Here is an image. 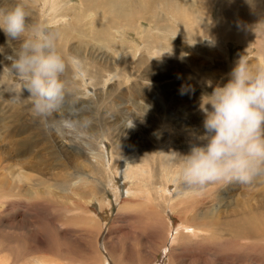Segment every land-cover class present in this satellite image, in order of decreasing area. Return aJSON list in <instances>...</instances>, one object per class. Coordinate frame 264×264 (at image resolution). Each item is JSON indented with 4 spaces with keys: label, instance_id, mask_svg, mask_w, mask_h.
<instances>
[{
    "label": "bare ground",
    "instance_id": "bare-ground-1",
    "mask_svg": "<svg viewBox=\"0 0 264 264\" xmlns=\"http://www.w3.org/2000/svg\"><path fill=\"white\" fill-rule=\"evenodd\" d=\"M241 1L246 3L245 0ZM225 2L227 0H76L75 3H72V0H24V3L31 11V22L52 23L53 25L50 26L59 34L58 47L69 64V71L66 73L65 79L68 83V91L72 92V97H66L67 103L64 101L66 109L63 110V107H61L62 112H55L60 109V107L55 106L53 107L56 108L55 110L52 108L44 115L36 116L33 114L27 92L24 93L25 96L22 102H15L13 100L15 90L20 88L21 83L9 73L7 64L10 62H5L3 65H0V74H3L2 78H5L2 79L0 76V81L3 80V84L5 80L12 81L11 85L4 86V89L6 88L7 91L0 90V106H4L0 108L2 111L0 113V264H39L36 260H32V258H34L33 248H35L36 242L39 244L41 242L36 240L35 236V238L32 237L31 229L33 228L31 226H35L33 218H37V212L34 206L42 205L43 207V204L48 206L49 204L46 203L45 199L47 198L48 200L49 197H56L59 203L63 202L64 204H68L67 212L73 210V217H76L75 213H79L84 218L86 225H89L83 231L86 238L90 236V238L82 242L81 251L84 255V260H82V263H75L76 260H72L75 264H130V262L138 260H145L147 264H153L160 254L162 258L160 260L162 261L159 264H170L176 261V259L172 260L176 246L170 245V237L176 235L177 239H183L184 237H192L195 235L193 233L197 231H205V235H199L198 237L204 243L210 245V240H213L214 237L219 238L213 230L219 236L226 237L229 230L236 229L237 226L243 232L239 237L237 234L235 240L242 238L246 244H249L248 240H250V243L251 240H264V205L251 207L248 211L242 213L235 212L233 217L238 215L240 221L234 220V218L227 219L222 217L211 224L210 221L204 222L203 219L200 221L196 220V217L201 214L199 212L203 209L199 208L201 201L199 197L211 192L219 194L225 193L221 191L227 182H212L202 187H193L176 181L175 177L180 167V162L178 159H171L174 155L173 152L186 153L190 150L193 143H201L195 139L193 133L203 132L204 129L200 127L195 129L194 127L197 126L192 123L191 130L194 131L188 134L187 130L190 129V126H186V120L179 114H173L168 110L164 111V103L161 111L166 112L164 114L166 118L165 123H168V120L171 122L166 125L169 129L164 132L162 130H155L156 137L151 138L154 140L153 142L142 141V145H118V142L122 139L126 138L131 140L130 132L136 129L133 127V129L130 128L131 125L137 123L136 116L134 119L130 118L126 121L130 112L129 114L121 115L120 120V115L116 116L111 111H109L110 114L109 112L105 114L106 116L108 114L107 119L110 122L117 120L120 123L117 127L111 128L112 131H116L115 135L118 141L112 139L110 135L113 134L105 133V130L100 127L98 120H96L97 123L95 124L89 123L87 121L89 118L84 119L88 123L85 125L81 124V130L79 128L77 129L80 133L86 134L89 137L88 142H86L87 146L83 148L85 150L80 148L79 141L76 139L78 138V132H75L76 138L72 137L73 131L77 127H80L79 124L83 119L79 116L78 111H88L89 107L86 106V103L91 102L96 93H100V97L112 98L109 104L106 105L109 109L113 106L118 108L122 105L120 100L117 102L113 96H110L112 90L107 87L109 83L117 89H121L123 85L135 79L136 76L138 79H143L144 72L146 74H153L154 67L159 59H168L171 57L180 59L182 56L184 60L195 63L198 66L200 62L197 61L198 59L195 55L201 49H206L203 44H214L216 42L215 40H210L207 35L205 36L207 32H212L213 38L218 37V33L221 32V41H217L216 46L220 47L221 43L224 42L227 51V46L230 41L239 44L246 43V40L250 37V34L247 33L248 28L254 32L259 31L261 36H264V24L259 26V20H264V4L259 5L255 11L251 10L247 4L245 6V15L240 18L241 25L235 21L236 27L232 28V22L229 17L230 12L226 10V6L234 12L241 13L242 11L235 10L233 5L228 2L225 6ZM33 3L39 4L40 9L34 8ZM53 3L59 5L55 12H52L50 7ZM67 4H70V6L68 7ZM246 12L254 22L252 19H247ZM218 16L219 21H217ZM258 16H260L259 19H257ZM68 18H71V23L74 25L76 31H86V33L91 31L90 37L89 33H87L88 41L84 36L78 35L82 40L79 41L77 46L68 44L73 38L77 39V35L73 33V30H69L65 26ZM87 25L88 27L86 28ZM132 32L133 36L130 34ZM255 35H252V37ZM90 38H96L100 43L107 45L105 52H110L100 62L95 58L88 57L90 55L81 54L80 47L86 46L91 41ZM197 42H200L202 45H198ZM193 48H198V51H192ZM192 52L196 54H192ZM135 56H137L136 61H133V59H131L132 62L128 61L129 58H134ZM224 57L227 58V54ZM74 60L80 62L83 74H80L75 68L73 64ZM261 64H264V57L261 59ZM232 66L226 69L227 72H230ZM196 70L200 72L204 71L200 65ZM87 80H91V83L87 84ZM165 82L169 83L167 80ZM80 83L87 86V90L81 92L76 86ZM129 88L132 93L136 92L131 87H126V90ZM164 88L166 87L155 84V86H151L153 93H149V95L154 101L161 100L163 96L175 100L176 97H173L172 92L177 89L179 98H186L188 96V93L182 95L180 89L177 87H167L170 90H165ZM135 97H137L136 94ZM136 102L137 100L135 98L134 103ZM141 106L148 108L145 102H142ZM6 107L7 109H5ZM87 111L86 113H88ZM4 113H11L9 120L15 121V117H23L21 125L17 127L16 125L12 127L6 125L8 120L7 116H4ZM154 122L156 121L153 120L152 123ZM44 123H47V125H44ZM30 124H33L31 130L32 125ZM200 124L203 125V122L201 121ZM90 125L91 128L87 130V127ZM94 126H96V130L99 133H94L96 132L94 131ZM88 132L93 133L88 134ZM177 133L183 134L184 139L174 141L173 136L175 137ZM33 137L38 138L37 141ZM94 141L97 146H93ZM108 142L112 144V149L111 152L109 151L107 153L105 147ZM85 151H87L86 166L89 167V171L84 170L85 168L83 169L81 166L74 165L70 157V153L72 152H77L79 156L80 152ZM19 152L24 153L25 157L19 158ZM41 153L47 155V158L42 159L40 157L42 156ZM107 154H110L109 156L111 157H108ZM36 157L40 158L36 159ZM119 159H122L125 163V167L121 171V176L124 180H128L129 184L123 189L124 191H122L123 187H119L120 191L124 193V196L121 197L115 192L113 199L109 197L106 199L102 195L109 196L108 193L114 190L112 180L116 178V171L113 168ZM75 161L78 160L75 159ZM42 162L59 167L45 174L43 168L39 166ZM83 166H85V163ZM41 174L44 177H40ZM216 186L217 188H215ZM224 189L226 190L228 188ZM76 190L78 192H75ZM64 192L66 194L73 192L77 195L78 200L77 198L76 200H74L75 198L72 200L70 196L65 198V195H63ZM96 201L98 203L93 204V206H97V208L95 210L90 209L95 213L104 212L102 211L104 207L109 212L112 201L115 202L116 206L120 207L123 205V201L128 202L126 203L127 206H124L126 208L131 206L132 203H134V206L131 207H137L138 204L142 205L146 203V210L150 215L155 216V222L152 225L154 230H151L152 232L150 231L152 237L159 236L161 233L160 224H163L167 232L170 231V234L166 233L164 237L161 236L162 239L159 240L163 242L159 245L157 240L158 245L150 248V254L144 256L142 248L136 246L137 244L127 245L121 242V238L124 235H128V232L120 233V228L116 229L109 226L105 231H102L103 229L101 230L99 227L91 226L95 223H91L90 220L96 222V224L98 222L99 226H101L103 224L100 219H107L105 215L101 217L97 215L98 219H95L92 215H86V213L90 212V204ZM134 201L138 204H135ZM51 203L53 202L51 201ZM6 207L10 211H12V208L21 207L24 213L21 212L22 215L19 216L20 218L17 216L18 219L8 215L11 217L5 220L1 216L6 211ZM166 208H171L168 210V214L163 210ZM15 210L17 211L18 209ZM18 211L20 212V210ZM160 214L163 217L162 221L158 220V215ZM164 216L168 219H165ZM172 217L179 220L180 227L182 226L181 228L183 229L173 232ZM53 220L55 221V219ZM54 221L52 222L54 223ZM103 222L105 225V221ZM223 224L224 227L222 228L221 225ZM23 225L26 226V232H22ZM139 228L141 229L140 226ZM188 228L193 230L191 234L187 233L188 230L186 229ZM135 231L136 233L138 232L137 230ZM18 232H21L19 239L22 241L18 245L21 247L24 246L27 252H23V254L20 252L21 254L4 255L3 250L12 249L11 244L15 239L11 241V234H18ZM44 232L47 236L50 235L49 229H44ZM66 238L68 239L69 236ZM50 241L48 238L43 244L46 245ZM58 245L60 244L58 243ZM93 249L97 252V256L93 254L96 256L95 258L93 255H90V251ZM161 249L162 251H160ZM229 249L234 250L233 248ZM57 250L59 252V249ZM66 250L63 249L65 252ZM208 252H211V246ZM69 253L71 254V252ZM72 253L75 256V252L72 251ZM78 254L80 255V253ZM27 256H29L30 261L26 258ZM69 258L67 257V259ZM75 259H77V256H75ZM43 262L45 261L43 260Z\"/></svg>",
    "mask_w": 264,
    "mask_h": 264
},
{
    "label": "rangeland",
    "instance_id": "rangeland-1",
    "mask_svg": "<svg viewBox=\"0 0 264 264\" xmlns=\"http://www.w3.org/2000/svg\"><path fill=\"white\" fill-rule=\"evenodd\" d=\"M224 1H226V0H224ZM8 2H14V0H11V1L5 0V3H8ZM75 2H76V0H72V3H75ZM227 2L232 4L233 8L235 10L242 11V12L239 13V12H234V11L230 10L226 6ZM227 2H225V6H226V10H228L230 12L229 17H230V20L232 22L231 27L235 28L236 27L235 21L237 22V24L241 25L240 18L245 15V11H246L245 6L247 5V3H244L241 0H227ZM32 5H33V7L35 6L34 8H36L38 10L40 9L39 4L33 3ZM67 6L69 7L70 4H67ZM246 16H247V19H252L247 12H246ZM259 18H260V16H258L257 19H259ZM217 21H219V16H218ZM252 21L254 22L253 19H252ZM71 22H72L71 18H68V21L66 22L65 26H67V28H69V30H73V33L77 35V39L73 38L72 41L68 42V44H72V45L77 46L79 41L82 40V38L78 35L84 36L87 40V38H88L87 33H89V37H90L91 31L87 32V33H86V31H76L74 29V25H72ZM262 24H264V20H259V26ZM48 25H53V24L50 23ZM87 27H88V25L86 26V28ZM249 29L250 28H248L247 33L250 34V37L248 38V40H246V43L239 44L237 42H231L230 41L228 43V46H227L228 51L225 49L226 46H225L224 42L221 43L220 47L216 46V42L221 41V39H220V38H222L221 32L218 33V37H214V38L212 37V34H213L212 32H207L205 34V36L207 35L210 40H215L216 42H214V44H211V43L205 44L204 43L203 45H205L206 49H201L198 54L192 52V54H196L195 56L198 59L197 61L200 62L199 65H200V67L203 68V70H204L203 72L196 70V68L199 65L197 66L195 63H191V62L184 60L183 59L184 57H182V56L180 59H178L177 57H171L168 59H159L157 61V64L154 67L153 74L152 73L146 74L144 72V78L143 79L142 78L138 79V77L136 76L135 79H132L131 81H129L125 85H123V87L121 89H117L111 83L108 82L109 84L107 83L108 85L107 84L106 85L108 88H110V90H112L111 91L112 93L110 92V96H113L114 100H117V102H118V100H120V102H122V105L119 106L120 108L119 107L115 108L116 106H113L112 108L109 109V107H107L106 105L109 104V101L112 98L111 97H106V98L100 97V93H96L93 97V100L89 103H86V106H88L90 108V109L88 108V111L86 110L88 113H86L85 110L78 111L79 116L82 117L83 119L81 120V123L79 124L80 127H77L73 131L72 137L76 138L75 132H78L77 137L79 139L78 138H76V139L79 141V146L81 149L85 148V146H87L86 142H88L89 137L86 134L80 133L77 129L79 128V130H81L82 129L81 127L83 124L85 125L88 122L95 124V123H97L96 120H98L100 127H102L105 130V133L113 134V135H110V136H112V139L114 141H118L117 136L115 135L116 131H112L111 128L117 127L120 123L117 120H112L110 122L107 119L108 114H107V116L105 114L108 113L109 111L113 112L116 116L120 115L119 120L121 118V115L129 114V112H130V115L132 117L129 115V117L126 119V121H128L130 118L134 119V117L136 116V118H137L136 122L137 123L139 122L138 124L134 123L130 127L131 129L136 128L134 130H131V132H130L131 140L126 139V138L122 139V140H120V142H118L119 146L136 145V144L142 145V141H145V142H151L152 141L153 142L154 140H152L151 138L156 137L155 136L156 135L155 130L156 131L162 130L164 132L165 130L169 129V127H167L166 125L171 121L168 120V123H165L166 118L164 117V114L166 113L164 111H167V110L171 111L173 114H179L182 118H184L186 120V122H187L186 126L187 125L190 126V129L187 130L188 134H190L194 131V130H191L192 123H194V125L196 124L195 126H197V127L193 126L195 129H197L198 127L203 128L202 127L203 125L200 124L201 121L203 122V119H204V113L200 109L201 96L203 93H210L212 91V88L206 84V81L211 80L213 82V84H216V83L223 84L228 79V74L230 73V72H227L226 69L228 67H230L231 65H234V63L238 60V58L240 56L246 57L252 66H255L257 64H261V59L264 57V36H261L259 31L254 32V31H251V29L250 30ZM130 34L133 36V32ZM3 35H4L3 31L0 30V44H3L5 42V35L4 36ZM103 35H105V33H103ZM252 35H255V36L252 37ZM100 36H102V35L100 34ZM216 39H218V40H216ZM90 40L91 41L86 46H84V47L79 46L81 48V51H82L81 54L90 55L88 57L95 58L98 62H100L101 60H103V58L107 54L110 53L109 51L105 52L107 45L100 43V41L97 40L96 38H94V39L90 38ZM197 43H198V45H202L200 42H197ZM6 50L11 52L10 48H6ZM192 51H198V48H193ZM123 54H125V53H123ZM226 54H227V58L224 57ZM131 59H133V61H136L137 56H135L134 58H129L128 61L132 62ZM0 61H3V63L0 65H3L5 62L6 63L9 62L7 60H4L3 56H0ZM191 69H192V71H190ZM202 73H204V74H202ZM2 75L0 74L1 78H2ZM2 79H5V78L3 77ZM166 80L169 83H166L165 82ZM1 81H3V80H1ZM162 81H164V82H162ZM86 83L87 84L91 83V80H87ZM11 84H12V81L5 80L3 87L0 88V90H4V91L6 90L7 91L6 88L4 89V86L11 85ZM155 84L162 85L163 87H166V88H164L165 90L166 89L170 90L167 87H170V88L177 87V88L181 89V85H192L194 90L189 92L188 96L186 98H184V97L179 98V96H178L179 93L177 92V89H175L172 92L173 97H176L175 100L170 99L166 96H163L161 100L158 99V100L154 101L153 98L149 95V93H153L151 86H153V85L155 86ZM167 85H169V86H167ZM76 86L79 88V90L81 92L87 90V88H88L87 86H84L82 83H80ZM126 87H131L136 92L132 93L130 88L126 90ZM127 92H128V94H127ZM71 94H72V92L68 91V89H67L66 94H65L64 98L62 99L63 101L61 100L56 105V106L60 107V109L55 111V112H58V113L62 112L61 107H63V110L66 109V107L64 105V101H66L67 98L72 97ZM135 94L137 95V97H135ZM77 96H80V95H77ZM131 96H133V97H131ZM135 98L137 100L136 103H134ZM97 101H98V103H97ZM94 102H96V103H94ZM142 102H145L148 105L147 106L148 108L141 106ZM66 103H67V101H66ZM103 103L105 106L103 105ZM163 103L165 104L164 105L165 107L163 109L164 111H161V108H163V106H162ZM90 106H92V107H90ZM166 106H168V107L166 108ZM1 107H4V106H0V108ZM209 107H210V105H209ZM5 109H7V107ZM53 109L55 110L56 108H53ZM126 110H128V111H126ZM139 111H141V112H139ZM1 112L2 111L0 110V113ZM116 113H118V114H116ZM109 114H110V112H109ZM10 115H11V113H6V114L4 113V116L5 117L7 116V120H8L6 125H8L9 127H12L14 125H16V127H17V126L21 125L23 117H15V121H14V120H9ZM84 119L85 120L88 119L87 120L88 122H85ZM153 120H155L156 122L152 123ZM30 125H32L30 128V130H31L33 127V124H30ZM44 125H47V123H44ZM90 128H91V125L87 127V130H89ZM94 131H96L94 133H99V131L96 130V126H94ZM152 132H153V134H152ZM92 133L88 132V134H92ZM95 135H97V134H95ZM141 137H143V138L140 139ZM173 138H174V141H177V140L179 141V140L184 139V135L177 133L175 135V137L173 136ZM33 139L37 141L38 138L33 137ZM138 141H140V142H138ZM93 146H97L95 141L93 142ZM106 147H105V150L107 151V153L109 151L111 152L112 144H110L108 142ZM83 150H85V149H83ZM86 152L87 151L80 152L81 154L79 153V156H78L77 152H72V153H70V157H71L74 165H77L79 167L81 166V167H83V169L85 168L84 170L89 171V167L86 166V163H87ZM107 155H108V157H111V156H109L110 154H107ZM18 157L24 158L25 154L19 152ZM40 157L42 159H46L47 155L42 154V156H40ZM40 157H36V159H39ZM74 158L77 159L78 161H75ZM83 161H85L84 163H85L86 167L83 166L84 163H81ZM39 166H41L43 168V171L45 174H48L49 171H54L57 167H59L57 165H49L46 162L40 163ZM124 167H125L124 161L122 159H119L117 161V164L113 168V170L116 171L115 172L116 178L114 180H112L114 190H111V192H110L111 194L108 193L109 196L108 195L107 196L102 195L106 199L108 197L110 199H113L115 197V196H113V194L115 192L118 193V195H120L121 197L124 196V193L122 191H124L123 189L126 186H128V184H129L128 180H124L121 176V171L124 169ZM12 173H13V171H12ZM40 177H44V175L41 174ZM12 178H13V174H12ZM14 179H15V177H14ZM16 179H17V177H16ZM119 187H123L122 191H120ZM215 188H217V186ZM224 188H228V189L225 190ZM75 192H78V190H76ZM221 192H225V193L219 194V193L211 192V193H206L205 195H202L199 197L201 200L199 203L200 204L199 208H203V209L201 212H199L201 214L196 217L197 221H200L201 219H203L204 222L210 221L212 224L213 222L218 221L222 217L227 218V219L234 218V220L240 221L238 215L233 217V214L235 212L238 211V212L242 213V212L248 211L251 207L264 205V176L257 177L254 181H252L250 183H243L242 184V183H238V182H227L224 185V187H222ZM63 195H65V198H68L70 196V198L72 200L74 198H75L74 200H76V198H77V195L74 194L73 192L72 193L68 192V194H66V192H64ZM49 199L48 200H47V198L45 199L46 203L49 204L48 206H46L45 204H43V207H42V205L34 206V208L37 212V214H36L37 218H33V223L35 226H31V228H33V229H31V233H32V237L35 236L36 240H39L41 242V244L36 242V246H35V248H33L34 249L33 250L34 251L33 252L34 258H32V260H36L39 264H55V263L56 264L57 263H59V264H68V263L75 264L76 262L82 263V260H84L83 259L84 255L82 254V251H81L82 244H83L82 242L84 240H87L88 238H90V236H87V238H86V235L83 233V231L89 225H86V223L84 222V218L82 217V215H79V213H75L76 217H73V210L67 212L68 211L67 210L68 204H64L63 202L59 203L57 201L56 197H54V198L49 197ZM77 200H78V198H77ZM117 200H118V197H117ZM51 201L53 203H51ZM97 203L98 202L96 201V202H93L90 204V207H91V208L89 207L90 212L86 213V215H88V216L92 215L95 219H98V217L105 215V217L107 219H104V220L102 218L100 219L101 223L103 224V225H101L102 228H101V226H99L98 222L96 224V222H93L90 220L91 223H95L94 225H91V226L99 227L101 230L103 229L102 231H105L109 226V227H113L116 229L120 228V233L128 232V235H124L121 238V242H124L127 245L137 244L136 246H138V247L140 246V248H142V253L144 256H147L150 254V248H154V246L156 247L158 245V243L160 245L163 242V241L160 242L159 239H162V237H164V234L165 235H166V233L170 234V231L167 232L165 226L163 224H160L161 233L159 234V236H157L155 234L156 236L152 237V233H151L152 231L151 230H154L152 228V225L155 222L154 221L155 216H153L152 214L150 215L149 212L146 210V207H147V206H145L146 203H143V204L141 203L142 205H139L137 202H135V204H138L137 207H131V206H134V203H132L131 206H128L126 208L124 206H127L126 203H128V202L123 201L122 202L123 205L121 204L123 207L121 206L122 207L121 208L120 206H116L115 202L112 201V203L110 204L109 212L103 206L104 208L102 211H104V212L95 213L92 210H95V208H97V206L94 207L93 204H97ZM134 208H137V209H134ZM15 209L20 210V212L18 210L16 211ZM15 209L12 208L11 209L12 211H10V209H8V207H6L5 208L6 211L1 216V218L4 217L5 220L11 216L14 218H17V216H18V218H20L19 216H21L22 213H24V212H22V208L18 207ZM90 209H92V210H90ZM169 209H171V208H166L163 210L166 212V214H168ZM155 210L157 211V209H155ZM120 211H122V212H120ZM92 212H93V214H92ZM8 215H11V216H8ZM97 215H98V217H97ZM158 216H159L158 220L162 221V219H163L162 214H160ZM38 217H39V219H38ZM52 218L55 219L56 222ZM165 219H168V218L165 217ZM52 221H54V223ZM103 221H105V223H106L105 225H104ZM171 221H172L173 232L178 231V230L180 231V229H183V228H181L182 226L180 227L181 224H180L179 220L172 217ZM23 224H25V223H23ZM75 226H77V227H75ZM103 226H104V228H103ZM139 226L141 227V229L139 228ZM221 227L223 228L224 224L221 225ZM44 229L50 230L49 236H47L45 234ZM79 229H81V230L78 231ZM135 230H137L138 232L136 233ZM186 230H188L187 233H190V234L193 232V230L191 228H188ZM213 231L215 232V234L220 239L214 237L213 240H210L211 245L204 243L198 237L199 235H205L206 234L205 231H197L196 233H193L195 235H193V236L191 235L192 237H184L183 239H177L176 235L171 236L170 237V240H171L170 245L176 246V250H175L174 257L172 260L176 259V261H173L174 263L171 262L170 264H264V240H259V241L251 240V243H250V240H248L249 244H246L245 240L242 238L235 240V238H237L236 235L238 234V237H239L243 232V230L238 226L236 229H230L226 237H221L218 235V233L215 230H213ZM22 232H26V226L25 225H23ZM133 232H134V234H133ZM224 232L227 233L226 230H224ZM20 235H21V232H18V234H16V233L11 234V241L14 239L15 240L11 244L12 245L11 250H7V249L3 250L4 255H11V254H15V253H19V254L22 253L23 254V252H27L23 245H22L23 247L18 245V244L22 243V241L19 239ZM68 236H69V238L67 239L66 237H68ZM76 236H78V237H76ZM61 237H63V238H61ZM48 238L51 241L48 244L44 245L43 243ZM233 238H234V240H233ZM18 240H20L19 241L20 243L18 242ZM157 240H158V243H157ZM231 240H233V241L231 242ZM242 242H244V243L242 244ZM58 243L61 246L58 245ZM62 246L65 248H63ZM210 246H211V252H208V249ZM180 247H182L183 249ZM227 247L233 248L235 251L232 249H229ZM41 248H42V250H41ZM56 248L59 249V252ZM129 248H132V247H129ZM140 248H138V249H140ZM63 249L64 250L67 249L66 250L67 253L65 251H63ZM94 250L95 249L90 251V253H91L90 255L94 254L97 256V254H96L97 252H96V250L95 251ZM72 251L75 252V256H77V259H75V256L72 253ZM160 251H162V249ZM69 252H71V254ZM78 253H80V255ZM61 254H62V256H61ZM94 255H93V257L95 258L96 256H94ZM245 255H246V257H245ZM63 256H65V257H63ZM67 257H70V258L67 259ZM139 257H140V255H139ZM26 258L28 259V261H30L29 256H27ZM46 259H48V260H46ZM160 259H162L161 254L159 255V257L156 258V261L153 264H159V262L162 261ZM40 260H42V261H40ZM43 260L45 262H43ZM72 260L73 261L76 260L75 263ZM47 261H49V262L47 263ZM130 264H147V261L138 260V261L130 262Z\"/></svg>",
    "mask_w": 264,
    "mask_h": 264
},
{
    "label": "clouds",
    "instance_id": "clouds-1",
    "mask_svg": "<svg viewBox=\"0 0 264 264\" xmlns=\"http://www.w3.org/2000/svg\"><path fill=\"white\" fill-rule=\"evenodd\" d=\"M245 2L253 11L264 4ZM50 7L55 12L59 5ZM30 16L24 0H0V30L5 35L0 56L10 62L9 73L21 83L13 100L22 102L27 92L33 114L42 116L64 98L69 64L59 50L58 32L45 22H31ZM73 64L83 74L80 62ZM206 84L212 91L201 96L204 131L193 133L201 143H193L186 153L173 152L171 159L180 162L176 181L202 187L212 182L250 183L264 176V64L252 66L240 56L223 84ZM193 90L192 85L180 89L182 95Z\"/></svg>",
    "mask_w": 264,
    "mask_h": 264
}]
</instances>
